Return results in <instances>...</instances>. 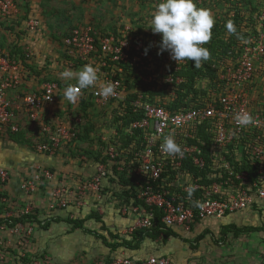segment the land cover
Here are the masks:
<instances>
[{"label": "built area", "instance_id": "2783aa9c", "mask_svg": "<svg viewBox=\"0 0 264 264\" xmlns=\"http://www.w3.org/2000/svg\"><path fill=\"white\" fill-rule=\"evenodd\" d=\"M231 4L225 11L217 12L218 19L237 16L235 6ZM19 12L17 0H0V18H16ZM29 13L27 30L37 33L40 19ZM254 14H249L255 22L253 26L248 24L252 30L248 28L249 32L244 37L231 42L224 54L215 53L210 66L215 70L216 81L205 89V95H200L189 106L172 108L163 100L167 95L177 96L174 89L169 91V87L175 83L174 79L176 82L183 80L173 73L177 70L175 65L181 62L165 57L163 52L158 54V45L146 44L145 39L131 36L133 30L127 25L107 33L80 26L63 37L62 45L67 50L66 70L74 71L75 67L83 68L87 64L98 69L97 85L82 90L74 101L64 96L67 85L60 86L56 80H46L38 91L18 94L15 97L17 101H13L8 92L18 88L22 67L19 59L0 52V134L7 128L11 131L18 129L14 110H22L30 121L41 122L40 133L45 141L36 144L38 151L53 153L61 144L72 146L76 125L81 120L66 116L63 122L43 121L40 119L41 110L58 99L77 107L83 97L91 95V99L107 113L108 132L101 137L105 150L98 158L105 157V161L98 162L89 177L81 178L83 180L67 186L66 190L56 187L52 191L51 207L55 204L67 206L70 204L67 197H73L72 203L77 206L85 205L86 197L93 200L101 198L100 189L108 167L116 162L117 157L122 159L123 153L126 157V153L132 155L128 161L129 168L134 166L136 176L134 179L132 173H127V176L132 179L131 193L141 201L121 205V214L133 215L134 219L126 231L135 227H151L155 212H159L160 220L166 226H178L188 231L193 223L208 217L221 218L254 202L264 206V11L258 10ZM145 49L153 53L145 54ZM161 69L168 72L170 82L160 79ZM140 70V80L146 85V90L133 83V71ZM68 82V86L77 83L75 80ZM108 82L114 85L115 94L104 98L99 89ZM129 83H132L130 91L127 89ZM131 93L134 94L132 97ZM127 97L130 110L138 116L128 123L114 120L113 106L119 109L117 114L122 115L119 103L126 101ZM245 111L253 116L255 122L242 127L234 116ZM169 135L181 145L182 157L167 156L162 152L161 145ZM128 139L127 148L122 147L123 141ZM121 169V165L117 166V170ZM201 171L205 173L204 177ZM53 178V172L41 168L24 180L20 188L28 196L39 184ZM7 179L8 172L0 167V186ZM192 185L196 191L189 197L188 188ZM65 192L66 199H62L61 194ZM7 202V196L0 194V203ZM32 211L31 201L26 200L21 215ZM21 229L23 237L32 230L29 225L22 227L17 223L10 226L9 231L18 233ZM94 264L174 263L168 256L149 254L135 258L118 256Z\"/></svg>", "mask_w": 264, "mask_h": 264}, {"label": "crops", "instance_id": "0c3cea01", "mask_svg": "<svg viewBox=\"0 0 264 264\" xmlns=\"http://www.w3.org/2000/svg\"><path fill=\"white\" fill-rule=\"evenodd\" d=\"M34 1L35 3H33L32 5V11L31 8H29L25 13L24 11L20 12V14H25V18L22 17L20 19V24L24 26H21L20 28L25 30V33L27 35L26 39L30 42V46L34 50L31 49V54L30 52L25 53H28V57L24 58V63L20 59V65L22 67L21 82L17 89L8 92L9 98L13 101H17L15 97L18 94L21 96L30 91H38L41 88L42 82L46 80H56L59 83H66V79L61 77V73L66 70V59L64 60L61 57H57L55 58V60L47 59L48 56H51V54L54 53L52 51V46H57V43L55 44V40H53L50 36L49 30L44 23V15H38V11L34 9V7L38 8V6H36L37 0ZM52 4H54L55 6V3ZM30 5L31 3L29 4V7ZM28 13L40 19L41 24L39 28L40 31L38 30L39 32H28L25 21L27 19ZM1 20L2 19L0 18V22H2ZM61 47H63L62 44ZM0 52L13 53L10 50L4 51L3 49ZM11 57L14 58V55H12ZM46 59L47 62L45 61ZM43 76H45V78H42ZM61 102L63 101L58 99L54 103L46 105L41 110L40 119H42L43 121L48 119L52 122L66 121L65 110L58 113V104H60ZM14 115L15 121H19V123H17L19 132L12 133L10 132L11 130L7 128L6 130H3V133L0 134V167L8 172V179L0 186V194H5V196H7L8 198L7 203L0 204V226L3 227L0 228V264H24L26 259H28L29 261L28 264H66L70 259H72V261H74L75 263L84 262L86 264H91L94 263L95 259L109 261L107 259H109L110 256L114 258V255H116V257L130 256L135 258L146 257L149 254L168 256L172 259L174 264H210L208 259H203L195 253L192 254V249L187 252L186 250H184L185 248L181 250L180 247L178 250L175 249V251L173 252L169 251V244L178 243L173 240L176 238L179 242L183 241V238L193 239L196 234L207 230L208 233H206V235L199 241V243L203 242L200 250L202 248L204 249V246L206 247L210 244L212 246L211 249H213L217 246H220L221 244H225V242L220 241L219 235V229L222 225H226L227 223L231 222H234L238 225L257 224L260 220L263 219L259 218L256 215V212L253 211H259L262 205L255 207L253 205H250L242 210L227 213L224 215L225 217L222 216L224 218L208 217L203 220L197 221L191 225L188 231H185L183 228L178 226L174 227L172 229L177 234H179L178 237L171 236L166 240L165 243H162L161 238L158 237L154 241H148V239L145 240L142 246L136 251L118 249L115 252H112L108 248L104 247L101 243H99L97 239L93 238L91 235H86L80 231H75L67 234L66 230L69 229V226L66 225L65 221L56 222L55 220H50L45 226H40L35 219L27 221L18 219L22 216L21 210L23 209L22 207L25 201L30 200L33 206V211L30 214L36 215L39 220H42L43 217L50 218L56 215H59L63 218H66V215L70 216V214L74 216L77 215L79 217L81 215L85 216V214H87L88 211L93 207L94 209H96L97 213L101 214L102 217H105L106 224L109 225V227L114 228L115 226H121L122 232H126V229H128V227L133 223L134 220L133 215L126 214L121 216V213H119V211H116V205L113 200L108 199V204L105 203V196H108L109 194V190L107 188H105V193H103V195L102 190L100 189V193L102 196L101 200H93L86 197L85 205L80 207H78L75 203H70L75 204L73 206H60L55 204L53 207H51L50 203L53 202L52 200L54 197L52 196L49 199L46 197V199L44 200L42 197H39L41 196L40 192L36 191H33L27 196V194L21 190L20 185L24 180L29 179L33 173L37 172L38 169L40 170L41 168H47L54 173V178L45 181V184H48L50 187L53 185L57 186L59 185V183H61L58 187H63L65 188V190L66 177H69L68 173L73 174L71 173L73 171L74 173L76 172L75 174H77V176L81 173H77V170H75V164L71 163V159L67 158V160H70V164L66 165V155L62 152H41L38 151L34 145L29 147L28 142L30 141V138L33 137L34 131H37L35 129V123L30 121L28 116L25 115L22 110H19V113L14 111ZM58 118L61 119L57 120ZM37 126L40 128L39 125ZM62 150H64V152L66 153V146ZM61 181H63L64 183H62ZM69 185L73 184L71 183ZM65 194L66 192L64 194H61L62 199H66ZM78 211L79 213H77ZM262 213V216H264V208ZM10 220H12L10 224H7V222H9ZM17 223H20L22 227H25V225H29L32 228L31 233L27 237H23L24 231L22 229L21 231H18V233H11L9 231L10 226L14 227L17 225ZM215 223L217 224L216 227ZM209 232L214 233V243L209 237ZM239 238L240 237H238V239ZM16 241L22 243H17ZM19 249L23 250L20 251ZM195 250L193 249V251ZM221 258L219 259V263L221 264H227V262L229 264H236L234 262L235 260H233L234 258ZM228 260L232 261L230 262ZM257 262V259H252L248 263H245L257 264ZM240 264H244V262H240Z\"/></svg>", "mask_w": 264, "mask_h": 264}, {"label": "rangeland", "instance_id": "374dc122", "mask_svg": "<svg viewBox=\"0 0 264 264\" xmlns=\"http://www.w3.org/2000/svg\"><path fill=\"white\" fill-rule=\"evenodd\" d=\"M233 1L235 0H195L198 7L208 8L212 11L215 17V24L217 23V15L219 14H217V12L225 11L226 9H228L229 5L233 3ZM30 3L31 5L29 7ZM33 3H35L34 0H17V5L20 9V12L28 10L29 8H31L32 11ZM52 3H55V6ZM158 3H160V0H37L36 6H38V8L34 7V9L38 11V15H44V23L47 26V29L49 30L50 36L53 40H55V44L57 43V46H52V51L54 53L51 54V56H48L47 59L55 60V58L57 57H61L64 60L67 59V50H65L64 47H61V40L72 29L78 26L91 27L92 29L100 30L97 31L99 33H107L114 32V28L122 29L124 26L127 25L129 29L133 30L131 36H137L138 39H145L151 45L159 46L161 42L160 34H154L149 28L152 13L156 10V6L158 5ZM235 5L236 3H234L233 5L231 4L232 7H234ZM235 9L237 13L241 11L243 12V14H238L239 23L237 21L238 26H236L238 33L229 34L226 29L227 23L225 22L223 25L221 22L219 31L217 32L218 34L213 35L214 32H212L214 38H223L226 41L234 42L237 37H244L249 32L248 28L252 30L248 26V24H251L250 26H253V24H255L254 20L251 18V16H249V14L252 13V15L254 16V12H257L258 10L264 11V0H244L240 2V4L235 7ZM24 15L25 14L23 13H19L16 18L13 17L10 19L1 17L2 22H0V51L3 49L4 51L10 50L11 52H14V59H20V56L24 53L30 52L31 54L32 50H34L33 48H31L30 42L26 39L27 35L25 33V30L20 28L21 26H24L20 24V19ZM221 19L225 20L226 17H222ZM221 19L219 18V20ZM99 21L101 22L98 23ZM251 32L254 33V31ZM163 53L165 54V57H170V53L168 51H164ZM47 59L45 60L46 62ZM183 62L175 65L174 69L178 70L183 64ZM80 69L82 68H77V71H79ZM161 70L162 71L160 72V79H166L167 81H169L168 72H166L164 69ZM42 78H45V76H43ZM208 81L209 78L206 77L196 79L193 87H195L196 90H204L205 93V89H208L209 86H211ZM174 82L178 84L172 83L169 87V91H173L171 89H174L177 96L176 98H172L170 95L164 96L163 100L166 101L168 104H171L173 101L179 100L180 97L183 95H185L181 97V100L183 101L185 97H188V100L189 97L192 96V93L190 94L186 87L181 86V82H176L175 79ZM178 91H180L179 94ZM191 100L192 99H190L189 101L191 102ZM58 106V113L63 112V110H65L66 116H69L70 118H78L81 120L78 125H76V130L79 138L78 144L73 147V149H69V147H67L66 153L64 152V150L59 151L66 155V165L70 164V160H67V158L71 159V163L75 164V170H77V173H81L80 175H78L80 177L75 174L76 172L74 173L72 171L71 173L73 174L68 173L69 177H66L67 187V185L71 183H78L79 180H83L81 178L89 177V175L92 174L91 172L96 167V158L100 157L102 152H104L105 150V145L101 141V137L102 135H106L105 133L108 132V119L106 118L107 113H105L104 108L99 107L94 101H91L89 99H87L85 103H83V105H79L77 107H71L64 102H61L60 104H58ZM14 111L19 113V110ZM60 119L61 118H58L57 120ZM46 121L50 120L46 119ZM34 123L35 129L37 131H34L33 137L30 138V141L28 142L29 147L35 144L37 138L39 139L43 137V135H41L40 133V128L37 126H41V122ZM97 152H100V154H97ZM61 182L64 183L63 181ZM60 184L61 183H59V185ZM59 185H53L49 187L48 184L41 183L38 185L35 191L40 192L41 196L39 197H42L45 200L46 197L48 199L52 197V191L56 189V187H58ZM67 198L70 199L69 203L73 202V197ZM216 225L217 224L215 223V227ZM263 236V233L260 234L257 231L241 234L239 236V239L232 237L231 234H228L225 240V244H221L220 246H217L213 249H211L212 246L210 244L206 247L204 246V249L202 248L200 250V248L202 247L201 245L203 244V242H200L198 248L195 251L189 249L187 242H179L176 238L173 240L178 243H171L169 244L168 248H170L169 251L172 252L175 251V249L178 250L180 247L181 250L185 248L184 250H186L187 252L191 250L192 254L195 253L203 259H208L210 264H221L219 263V259L221 257H225L228 259L234 258L233 260H235L234 262L236 264H240V262H244V264H246L245 262L248 263L252 259L258 260L260 258V251L264 248ZM19 250L21 251L23 249ZM97 261H99V259H95L94 263ZM228 261L231 262L232 260ZM73 262L74 261L70 259L69 262H67L66 264H72ZM80 263L82 264L83 262Z\"/></svg>", "mask_w": 264, "mask_h": 264}, {"label": "trees", "instance_id": "16d2710c", "mask_svg": "<svg viewBox=\"0 0 264 264\" xmlns=\"http://www.w3.org/2000/svg\"><path fill=\"white\" fill-rule=\"evenodd\" d=\"M242 1H244V0H237L235 7L238 6V4H240V2H242ZM25 12H26V10L24 11V13ZM238 14H236L237 16H235L233 18H227L226 17L225 20H222L221 18H220L221 20L217 19L216 20L217 23L214 25V27L212 29V32H214V34L213 33L212 34L213 35L218 34L217 32L219 31L221 22L224 25L225 22L227 23L228 21H232L234 23L235 27L238 26L237 25L239 23V21H238L239 15ZM23 18H25V15L23 16ZM237 21H238V23H237ZM100 22L101 21H99L98 23H100ZM78 27H80V26H78ZM94 30H96V32L100 31L97 29H94ZM114 30L116 31V28H114ZM213 35H212L211 41L207 45H204L205 47H207L209 49V51L211 53V58L207 62H204L203 67H201L200 69H196L193 67L192 61H184L183 64L181 65V67L178 70H176L175 72H173L174 75L181 76V78L183 79L180 83L181 86L186 87L188 92L190 94L192 93V96H190L188 100H187L188 97H185L184 101L181 100V97H183L185 95L181 96L179 100L173 101L170 104L172 108L180 107V106H189L190 104L195 103L197 101V98L200 95H205L204 90H196L195 87H193L196 79L203 78V77L209 78L208 82L210 84H211V82L214 83L216 81L215 70L211 68L210 64L213 63L214 58L216 57L215 53L224 54L227 51V48L229 47L231 42L226 41L223 38L216 39L213 37ZM61 44H62V40H61ZM146 44H148V42ZM8 53H9L8 55L10 57L15 54L14 52L13 53L8 52ZM147 53L152 54L153 51L147 49ZM27 57L28 56L24 53L23 55L20 56V59L24 63V58H27ZM20 59H19V61H20ZM77 68L78 67H75L74 71H77ZM171 71H172V68H171ZM133 75L135 77V79L133 80L134 85L141 86V88L143 90H146V85H144L140 80V76L142 75V71L141 70L138 72L133 71ZM73 80L76 81V79H73ZM67 82H68V80L66 79V83H64V82L59 83L58 82V84L60 86H63V84H66L68 86ZM131 85H132V83H129L127 85L128 91H130ZM179 93H180V91H178V94ZM133 95L134 94L131 93L130 97H132ZM87 99L93 101L91 99V95H88L86 97H83L80 100V103L78 104V106L83 105V103H85V101ZM190 99H192L191 102L189 101ZM129 100L130 99L128 98V99H126V101H120V103H119L120 104L119 106L121 107V109L123 111L122 115L117 114L119 109H117L116 107L113 106L112 114L114 115L113 116L114 120L121 119L124 123H128L130 120H132L138 116V114L133 113L130 110V105L128 102ZM49 122H52V121H49ZM15 123L17 124V123H19V121H17V122L15 121ZM10 132L18 133L19 131L17 129L16 131H10ZM10 132H8V133H10ZM135 135H137V134H135ZM44 139H45L44 136L42 138H39V139L37 138V143L40 141L41 142L45 141ZM78 139L79 138H78V134H77V130H76L75 139L73 140L74 144L72 146H70L68 144H63L61 146H58L54 149V153L59 152L65 146H66V148L69 147V149H73V147H75L78 144ZM129 142H130L129 139L123 141L122 147L127 148ZM37 143L35 142V144H34L35 148H36ZM120 148H121V146H120ZM206 149H207V147H206ZM97 154H100V152H97ZM124 154L125 153H123L122 159L117 157L116 162L109 165L107 176L104 178L103 183L101 185L102 195H103V193H105L104 192L105 188H107L109 190L108 196H105V199H104L105 203L108 204V201L110 199L113 200L115 202V205H116V207H115L116 211L117 212L119 211V213H121L120 212L121 205H123V204L133 205V204H136V203L138 204L139 202H141L140 200L136 199V196L134 193H131V189L133 188V184H131L130 182L132 179H129V177L127 176V173H132L133 179L136 176L134 174V169L132 168L134 166L132 165L129 168V162L128 161L132 155H131V153H126V155H127V157H126ZM98 158H96L95 164H97L98 162L105 161V157H102L100 159H98ZM119 165L122 166L121 170H117V166H119ZM195 174H199V173H195ZM200 174L203 177L205 175V173H202V171ZM98 200H101V198H99ZM98 200H96V201H98ZM68 205L73 206L75 204H68ZM252 205L254 207L259 206V204L255 203V202ZM78 207H80V206H78ZM263 208H264V206H261L259 211L253 210L254 212H256V215L259 218H263L257 224L238 225V224H235L234 222H231V223H227L226 225H222L219 229L220 241L225 242L228 234H231L232 237H234V238H238L241 234L255 232V231L259 232L260 234H262V233L264 234V216H262ZM77 213H79V211ZM120 215L122 216V215H126V214H120ZM160 216L161 215L159 214V212H155V215L152 218L153 223H152L151 227H135L131 231H126V232H122L121 226H119V227L115 226L114 228L109 227V225L106 224L105 217H102L101 214L97 213V211H96V209H94V207L91 208L88 211V213L85 214V216L81 215L80 217L77 215L74 216V215L70 214V216L66 215V218H63V217H60L59 215H56V216L50 217V218H44L43 217L42 220H39L37 218V216L34 214H25V215H22L21 218H18V219H22L24 221L35 219L37 221L38 225H40V226H45L50 220H52V221L55 220L56 222L65 221L66 225L69 226V229L66 230L67 231L66 233L80 231L86 235H91L93 238L97 239L99 241V243H101L104 247L108 248L112 252H115L118 249H127V250H131V251H133V250L136 251L137 249H139L142 246V244L147 239H148V241H150V240L154 241L156 238L160 237L161 242L165 243L166 240L171 236L172 237H178L179 234H177L171 227L166 226L160 220ZM11 221L12 220L7 222V224H10ZM13 221H15V220H13ZM206 233H208L207 230L202 231L199 234H196L193 239L183 238L182 240L187 242L190 249L195 250L198 247L199 241L206 235ZM209 233H210L209 237H210V239H212V242L214 243V240H213L214 233L213 232H209ZM263 240H264V236H263ZM259 256H260V258L258 259L257 264H264V254L262 253V250L260 251ZM113 257H116V255H114ZM128 257H130V256H128ZM111 259H112V257L110 256V258L107 260H111ZM28 262H29L28 259H26L24 264H28ZM82 264H86V263L83 262ZM227 264H229V263L227 262Z\"/></svg>", "mask_w": 264, "mask_h": 264}, {"label": "clouds", "instance_id": "9594fccd", "mask_svg": "<svg viewBox=\"0 0 264 264\" xmlns=\"http://www.w3.org/2000/svg\"><path fill=\"white\" fill-rule=\"evenodd\" d=\"M214 25L215 17L212 11L198 7L195 0H160L152 13L149 28L154 34L161 36L158 54L168 51L170 58L176 63L192 61L193 67L200 69L204 66V62L211 58L209 49L204 45L211 41ZM226 29L229 34L237 33L232 21L227 22ZM61 77L67 80L76 79L77 83L67 86L64 92L66 99L74 101L82 90L97 85L98 69L87 64L77 72L70 69L64 70ZM99 94L104 98L113 96L114 85L111 82L102 84ZM234 119L242 127L255 122L253 116L246 111L237 113ZM161 149L167 156L182 157L184 155L181 145L172 135L164 139ZM195 191L196 187L190 186L188 196L191 197Z\"/></svg>", "mask_w": 264, "mask_h": 264}]
</instances>
